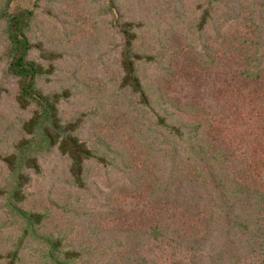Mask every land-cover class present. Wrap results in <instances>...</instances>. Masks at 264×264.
<instances>
[{
    "label": "trees",
    "instance_id": "trees-1",
    "mask_svg": "<svg viewBox=\"0 0 264 264\" xmlns=\"http://www.w3.org/2000/svg\"><path fill=\"white\" fill-rule=\"evenodd\" d=\"M0 264H264V0H0Z\"/></svg>",
    "mask_w": 264,
    "mask_h": 264
},
{
    "label": "rangeland",
    "instance_id": "rangeland-1",
    "mask_svg": "<svg viewBox=\"0 0 264 264\" xmlns=\"http://www.w3.org/2000/svg\"><path fill=\"white\" fill-rule=\"evenodd\" d=\"M23 1L26 5L28 6H32L33 5V0H21ZM138 5V2H136V6ZM72 9H74L73 5H69ZM136 8V7H134ZM82 12H84V10L81 9V11L79 12V14L83 15ZM85 16H87V13H85ZM79 24V23H78ZM77 24V25H78ZM44 28V27H43ZM82 28H78V27H74L73 30H74V33H73V37H74V40L76 38H81V39H86V32L84 30H81ZM84 29V28H83ZM44 32L45 34H48L51 36V34H53L54 36L52 37H59V34L61 33V31H64L62 28L59 30L58 28H56L54 25L53 27H45L44 28ZM78 58V57H77ZM127 202H131V203H135V199H126ZM61 221L60 219V216L56 213H54V219H53V225L59 223Z\"/></svg>",
    "mask_w": 264,
    "mask_h": 264
}]
</instances>
